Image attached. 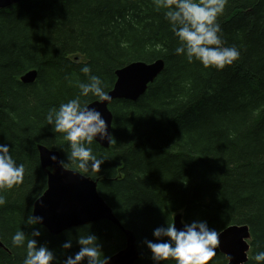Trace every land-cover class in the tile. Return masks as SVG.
<instances>
[{
	"label": "trees",
	"instance_id": "obj_1",
	"mask_svg": "<svg viewBox=\"0 0 264 264\" xmlns=\"http://www.w3.org/2000/svg\"><path fill=\"white\" fill-rule=\"evenodd\" d=\"M164 12L153 0H25L0 9V144L25 166L23 182L0 192L6 199L0 206V264L26 259V245L12 243L17 231L29 238L40 231L34 239L59 264L79 252L80 235L98 237L102 260L126 247L125 234L109 221L56 236L28 224L47 188L38 145L59 152L67 169L98 181L101 197L136 236L135 264H155L144 241H154V230L173 224L177 214L187 223L207 221L218 234L249 226L246 264H256V252L264 250V0H227L218 17L220 35L240 56L223 70L175 54L180 44ZM158 60L165 67L143 96L109 105L112 143L91 145L106 159L100 172L71 164L70 142L46 116L80 95L78 82H87L81 68L89 66L109 93L118 70ZM32 70L38 72L34 83H23ZM80 99L98 101L91 94ZM69 239L73 247L65 250ZM213 261L228 264L218 247Z\"/></svg>",
	"mask_w": 264,
	"mask_h": 264
},
{
	"label": "clouds",
	"instance_id": "obj_2",
	"mask_svg": "<svg viewBox=\"0 0 264 264\" xmlns=\"http://www.w3.org/2000/svg\"><path fill=\"white\" fill-rule=\"evenodd\" d=\"M157 10L164 9L166 20L171 31L178 38L180 46L175 48V54L183 55L189 63L199 61L204 67L223 70L236 61L240 52L236 47H226L221 38L222 28L218 17L223 15L227 0H153ZM81 72L87 77V82H78L80 95L59 108L49 109L46 120L52 125L55 133L63 134V138L70 142V154L67 159L82 172H100L101 165L106 159L98 158L93 153L91 145L99 140L112 143L108 132V123L102 113L92 108L88 103H82L80 97L90 94L103 103L111 97L105 92L106 85L97 75L92 74L89 66H83ZM98 143V142H97ZM50 159L57 162L56 155ZM62 168L69 165L63 160L58 161ZM25 166L17 164L7 145L0 144V192L12 189L23 182ZM6 203L0 195V206ZM42 217L28 218V224H41ZM40 231H32L31 238L24 231H17L12 236V243L17 247L27 248V256L23 264H53L57 261L54 252L45 245H38L34 237H39ZM155 240H145L150 249L151 259L155 264L173 260L175 264H216V248L219 244L218 233L210 229L207 221L184 222L182 229L175 224L167 223L166 227L154 230ZM78 244L81 246L74 257L68 256L63 264H107V259H101L102 248L98 237L93 234L80 235ZM62 247L65 250L73 247L71 239ZM256 264L264 262V250H258L254 256ZM57 264L59 262L57 261Z\"/></svg>",
	"mask_w": 264,
	"mask_h": 264
},
{
	"label": "water",
	"instance_id": "obj_3",
	"mask_svg": "<svg viewBox=\"0 0 264 264\" xmlns=\"http://www.w3.org/2000/svg\"><path fill=\"white\" fill-rule=\"evenodd\" d=\"M25 0H0V9L14 6ZM165 67L162 60L152 64L133 63L116 72L117 80L114 88L108 93L111 99L101 103L99 100L89 104L90 107L102 113L108 123L111 135L113 114L109 105L116 99L137 101L143 96L148 84L161 74ZM37 71H31L21 77L25 84L34 83ZM97 142L103 148L111 144L107 140ZM39 161L47 174V188L33 206V217H42L44 227L51 235L56 236L71 228H77L100 221L115 224L126 236V247L107 260V264H133L139 258L137 239L135 234L122 226L112 209L98 192V181L86 177L82 173L62 168L59 164V152L38 145ZM56 155L57 162L50 157ZM174 224L182 229L184 222L181 215L175 217ZM218 248L228 260V264H246L251 250L250 228L244 226H230L218 234ZM0 248H5L0 241Z\"/></svg>",
	"mask_w": 264,
	"mask_h": 264
},
{
	"label": "rangeland",
	"instance_id": "obj_4",
	"mask_svg": "<svg viewBox=\"0 0 264 264\" xmlns=\"http://www.w3.org/2000/svg\"><path fill=\"white\" fill-rule=\"evenodd\" d=\"M32 71H36V70H32ZM37 73H38V72H37ZM157 77H158V76H157ZM157 77H156V78H157ZM153 81H154V80H153ZM153 81H152V82H153ZM152 82H150V83H152ZM150 83H149V84H150ZM149 84H148V86H149ZM108 148H109V147H108ZM178 215H180V214L175 215V217L178 216ZM175 217H174V220H175ZM174 220H173V224H174ZM71 229H72V228H71ZM126 244H127V242H126ZM133 264H134V263H133Z\"/></svg>",
	"mask_w": 264,
	"mask_h": 264
},
{
	"label": "bare ground",
	"instance_id": "obj_5",
	"mask_svg": "<svg viewBox=\"0 0 264 264\" xmlns=\"http://www.w3.org/2000/svg\"><path fill=\"white\" fill-rule=\"evenodd\" d=\"M27 74H28V73H27ZM130 231H131V230H130ZM64 232H65V231H64ZM64 232H62V233H64ZM62 233H61V234H62ZM134 264H135V263H134Z\"/></svg>",
	"mask_w": 264,
	"mask_h": 264
}]
</instances>
